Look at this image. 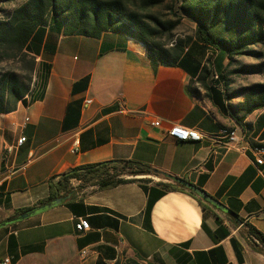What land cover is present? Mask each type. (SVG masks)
Here are the masks:
<instances>
[{
    "label": "crops",
    "instance_id": "0c3cea01",
    "mask_svg": "<svg viewBox=\"0 0 264 264\" xmlns=\"http://www.w3.org/2000/svg\"><path fill=\"white\" fill-rule=\"evenodd\" d=\"M31 50L36 86L26 104L0 113V224L47 198L51 177L107 160L184 178L237 217L187 190L159 195L154 182L167 181L161 177L105 189L72 180L74 191L61 204L0 226V264L6 257L10 264H264L262 245L246 227L264 235V164L256 162L264 158V107L240 108L245 95L224 74L225 53L193 38L170 66L125 34L94 38L49 28ZM211 52L208 69L217 78L202 73ZM172 124L204 137L176 140L167 133ZM228 130L236 131L235 142ZM80 217L88 218L87 231H77Z\"/></svg>",
    "mask_w": 264,
    "mask_h": 264
},
{
    "label": "trees",
    "instance_id": "16d2710c",
    "mask_svg": "<svg viewBox=\"0 0 264 264\" xmlns=\"http://www.w3.org/2000/svg\"><path fill=\"white\" fill-rule=\"evenodd\" d=\"M15 0H0V4ZM160 0H147L145 5H155ZM135 0H25L7 16L0 19V64L8 61L20 64L6 68L0 65V113L16 110L18 104L27 103V97L36 86V56L31 50L33 41H41L46 28L64 35H81L99 38L103 32L111 31L132 37L147 47L151 60L166 65H177L192 38L171 39V46L162 42L171 37L180 23L176 13L174 20H163L157 15L130 9ZM178 10L196 21L195 39L206 47L225 53L228 64L242 54L264 56V51L250 48L264 45V0H175ZM212 56L207 60H211ZM214 63V60H213ZM214 65V64H213ZM204 67L202 73L213 70ZM238 72L264 75V62L242 65ZM246 112L264 107V84L249 87L244 101L239 105ZM144 175V176H138ZM146 175V176H145ZM149 175V176H148ZM152 176L167 181L154 182L162 188L159 195L177 188L187 190L199 203L205 202L190 189L178 184L175 177L134 160H107L79 165L49 179V196L38 203L67 196L74 191L72 180L78 187L95 185L100 189L139 181L153 182ZM150 198L147 208L149 216L153 205ZM207 202V201H206ZM33 207L19 209L8 219ZM7 219V220H8ZM248 233L258 240L264 251V235L254 226L246 224ZM253 245L257 246L256 241ZM119 264V263H117ZM123 264H140L129 261Z\"/></svg>",
    "mask_w": 264,
    "mask_h": 264
},
{
    "label": "rangeland",
    "instance_id": "374dc122",
    "mask_svg": "<svg viewBox=\"0 0 264 264\" xmlns=\"http://www.w3.org/2000/svg\"><path fill=\"white\" fill-rule=\"evenodd\" d=\"M146 1L147 0H135V2L129 3L128 6L130 9H136L143 13H151L157 15L163 20L176 19V16L173 13H176L179 17H181L180 23L173 31L171 37L163 38L162 42L167 43V45L170 47L172 45L171 39L173 40L185 39V38L193 39L195 37V28L197 25L196 21H194L192 18L188 17L187 15L181 13L178 10V3H176L175 0H160L157 4L148 5V6L145 5ZM24 2L25 0H15L14 2L0 4V19L7 16V14L10 13L14 8L18 7ZM250 48L261 52L264 51L263 44L253 45ZM236 59L237 60H235L232 64L227 65L224 74L229 76L228 78L231 80V83L233 84L232 87L236 91V94L240 93L238 97H242L241 94L245 95V93L249 91L250 86L255 85L257 83L264 84V75L259 73H241L238 72V69L242 65H251L255 63L264 62V56L258 57L255 55L242 54L237 56ZM207 64L209 66H213L210 60L207 61ZM0 65L6 68H10V67L13 68V67H18L20 64L18 63L15 64L14 62L11 61L10 62L5 61ZM138 176H144V175H138ZM152 177L159 178L158 176H152Z\"/></svg>",
    "mask_w": 264,
    "mask_h": 264
},
{
    "label": "built area",
    "instance_id": "2783aa9c",
    "mask_svg": "<svg viewBox=\"0 0 264 264\" xmlns=\"http://www.w3.org/2000/svg\"><path fill=\"white\" fill-rule=\"evenodd\" d=\"M213 55V52L209 54V56ZM219 73L216 71V75L214 77H218ZM92 100L88 99L86 101L87 104L91 103ZM153 125L155 126H160L161 122L159 120H155L152 122ZM167 133L175 138L176 140H181V141H201L202 138L204 137V134L198 130L197 128H189L185 127L180 124H172L168 130ZM227 137L229 142H235L238 138L237 133L235 134H228ZM26 140V137H21L17 140L16 145H11L6 147L5 152H4V157L8 158L11 153L16 149V147L20 146L24 141ZM256 162L258 165H263L264 164V158L260 155L259 157L256 158ZM14 170H12L10 173H13ZM260 174L263 175L264 177V172L259 170ZM75 227L77 231L79 232H84L87 231L90 228V222L87 217H80L78 221L75 224ZM12 261L11 257H6L2 260V264H10Z\"/></svg>",
    "mask_w": 264,
    "mask_h": 264
},
{
    "label": "water",
    "instance_id": "95a60500",
    "mask_svg": "<svg viewBox=\"0 0 264 264\" xmlns=\"http://www.w3.org/2000/svg\"><path fill=\"white\" fill-rule=\"evenodd\" d=\"M175 181L180 184L183 185L184 187L190 189L191 191H193L194 193H196L199 197H201L202 199H204L205 201L211 203L212 205L220 208V209H224L226 211H228L230 214H232L233 216L237 217V215L232 211L229 210L225 205H223L220 201H218L215 197H213L212 195H210L209 193H207L205 190H203L201 187L187 181L184 178H180V177H175ZM71 195V193H69V195L64 196V197H58L55 199H52L50 201H46L42 204H39L29 210H26L24 212H21L20 214L4 221L3 223L0 224V226L9 224V223H14L23 219H26L32 215H35L41 211H44L46 209H49L55 205L61 204L63 201H65L69 196Z\"/></svg>",
    "mask_w": 264,
    "mask_h": 264
},
{
    "label": "bare ground",
    "instance_id": "6f19581e",
    "mask_svg": "<svg viewBox=\"0 0 264 264\" xmlns=\"http://www.w3.org/2000/svg\"><path fill=\"white\" fill-rule=\"evenodd\" d=\"M213 73L216 75V71H213ZM229 131V130H228ZM228 134H235L236 133V131H229V132H227ZM85 252V251H84Z\"/></svg>",
    "mask_w": 264,
    "mask_h": 264
}]
</instances>
